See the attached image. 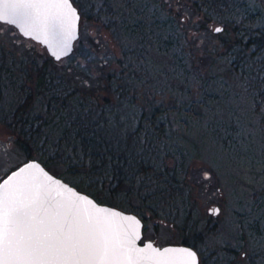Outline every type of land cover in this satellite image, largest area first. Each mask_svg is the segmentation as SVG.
Returning <instances> with one entry per match:
<instances>
[{
	"label": "rangeland",
	"instance_id": "374dc122",
	"mask_svg": "<svg viewBox=\"0 0 264 264\" xmlns=\"http://www.w3.org/2000/svg\"><path fill=\"white\" fill-rule=\"evenodd\" d=\"M75 3L82 14L80 38L59 61L41 43L0 21V55L9 66L0 80V180L27 160L2 121L20 98L17 85L29 83L36 112L44 104L39 73L59 74L69 84L87 83L93 99L118 107L122 118L159 107L175 130L166 134L169 151L180 160L189 200L203 219L195 248L200 264H264V102L257 97V84L264 82V46L249 41L264 28V0H220L217 7H227L210 19L194 0ZM235 26L246 29L248 47L233 43ZM173 29L178 39L167 43ZM124 72L138 79H127L121 95L115 88L124 83ZM176 157L168 160L172 166H178ZM171 219L151 218L143 240L182 243L181 217ZM205 222L212 230L203 228Z\"/></svg>",
	"mask_w": 264,
	"mask_h": 264
},
{
	"label": "trees",
	"instance_id": "16d2710c",
	"mask_svg": "<svg viewBox=\"0 0 264 264\" xmlns=\"http://www.w3.org/2000/svg\"><path fill=\"white\" fill-rule=\"evenodd\" d=\"M218 1L194 0L193 5L203 7L205 19H210L213 13L221 14L222 7H227L226 3L217 7ZM237 27H233L236 31L233 43L244 48L250 42L256 47L264 46L263 27L257 35L250 36V42L243 40L246 29L241 32ZM167 36V43L178 39L175 29ZM0 56L1 80L9 66L4 54ZM124 74V83L115 88L121 95L127 92V79H138L136 75ZM37 85L44 92L42 110L35 112V93L23 81L17 85L18 102L2 119L27 159L37 158L50 170L62 167L57 175L100 202L137 213L144 220L145 229L153 217L168 220L173 216V221L181 217L177 220L184 231L182 243L197 249L204 233L203 219L196 211V202L189 200L190 189L179 169L180 160L169 151L166 134L175 130L160 116V108L153 107L150 113L139 108L136 116L122 118L118 107L96 102L94 89L88 90L87 83L85 87L69 84L59 74L42 71ZM257 85L261 87L257 97L264 102V82ZM172 157H176L178 166L168 162ZM203 228L212 230L206 222Z\"/></svg>",
	"mask_w": 264,
	"mask_h": 264
},
{
	"label": "snow or ice",
	"instance_id": "6c2138e0",
	"mask_svg": "<svg viewBox=\"0 0 264 264\" xmlns=\"http://www.w3.org/2000/svg\"><path fill=\"white\" fill-rule=\"evenodd\" d=\"M78 19L70 0H0V20L46 44L66 48ZM139 237L134 217L97 207L38 165L0 185V264H173L176 252L196 264L188 250L138 248Z\"/></svg>",
	"mask_w": 264,
	"mask_h": 264
},
{
	"label": "water",
	"instance_id": "95a60500",
	"mask_svg": "<svg viewBox=\"0 0 264 264\" xmlns=\"http://www.w3.org/2000/svg\"><path fill=\"white\" fill-rule=\"evenodd\" d=\"M70 3H71L72 8H74L76 10V13H77L79 19L76 21L74 34H73L72 38L68 40V44H67L66 48H63L62 46H56L55 44L52 43L51 40H50V42L48 44H46V43H44V38L43 37H41V39H36L35 36H25L23 34V32L20 31V29H19V27L17 25H13V24H11V25L15 26L18 29V31L23 36L31 37L35 41L40 42L43 46L46 47V49L48 50L49 54L56 61H59V60L63 59L64 57L70 55L73 52V50L75 48V42L80 37L81 13L79 11V8L74 4L73 0H70ZM0 21L1 22H5V21H2V20H0ZM5 23H7V22H5ZM8 24H10V23H8ZM217 28L222 29V26H217L216 29ZM216 29H215V31H216ZM29 164L38 165L39 169H42L44 173H47V175L50 176L53 181L59 182V185L66 186L68 189H71L73 192H75L78 195L87 197L89 200L93 201L94 204L97 207L107 209L108 211H114V212L120 213L123 216L134 217L137 221H139V234H140V237L136 241V246L138 248H145L148 244H151L153 246V248L159 249L161 252H163V250H165V249L188 250V251H191V252L195 253L196 264H200L199 253L193 246L185 244V243H168V244H164V245H159L155 241H153L152 239L143 240L145 224H144V220L142 219L141 216H139L137 213H135L133 211H128V210H125V209L120 208L118 206H114V205H111V204H108V203L100 202L99 200H97L91 194L79 189L77 186H75L72 183H70L69 181L65 180L63 177L53 173L51 170H49L37 158H30V159L24 161L23 163H21L16 168H14L12 171H10L2 179V181L0 182V185H2L6 180H8L11 176H13L20 169L26 168ZM31 171L37 176V178L39 180L42 181L44 179L42 174L40 173V171L38 169H32ZM218 209H219L218 207H215L214 212L217 213ZM167 258L170 259L173 262V264H191L190 259L188 257L182 255L179 252L170 254V256L167 257Z\"/></svg>",
	"mask_w": 264,
	"mask_h": 264
},
{
	"label": "flooded vegetation",
	"instance_id": "af4514ba",
	"mask_svg": "<svg viewBox=\"0 0 264 264\" xmlns=\"http://www.w3.org/2000/svg\"><path fill=\"white\" fill-rule=\"evenodd\" d=\"M2 23H5V22H2ZM5 24H8V23H5ZM27 38H31V37H27ZM31 39H33V38H31ZM33 40H34V39H33ZM76 42H77V41H76ZM76 42H75V44H76ZM6 175H7V174H6ZM6 175H5V176H6ZM5 176H4V177H5ZM4 177H3V178H4ZM3 178H2V179H3ZM2 179H1V180H2ZM1 180H0V182H1Z\"/></svg>",
	"mask_w": 264,
	"mask_h": 264
}]
</instances>
